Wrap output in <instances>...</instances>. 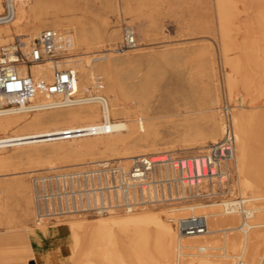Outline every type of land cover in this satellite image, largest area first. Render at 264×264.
Segmentation results:
<instances>
[{"label":"rangeland","instance_id":"1","mask_svg":"<svg viewBox=\"0 0 264 264\" xmlns=\"http://www.w3.org/2000/svg\"><path fill=\"white\" fill-rule=\"evenodd\" d=\"M1 1L5 8L4 0ZM47 1L52 5L48 11L45 7L40 8L35 5L34 0H30L25 6V18L17 23L14 20L9 24L12 34L37 36L40 31L50 28L65 30L73 35L75 47L80 49L77 52L78 59L89 66L99 63L92 60L101 57L105 50L116 48L122 38L124 27L133 30L136 47L125 52L113 53L114 57L107 59L113 69L112 82L109 83L107 76L95 69V74H99L103 79L102 85L116 90L117 99L114 100V104L119 110L117 119L128 124L129 130L115 138H90L59 143L41 142L33 146L17 145L18 148L14 149H0V189H2L0 191L2 196H5L3 201L6 199L13 203L12 213L17 212L14 205L18 196L12 192L15 183L25 180L31 192L30 177L35 171L63 168V166L74 167L77 163H90L92 159L93 162L117 160L116 157L120 154L135 151H146L149 156L170 153L179 157L195 156L200 151L203 152L206 148H199L201 141L196 134H205L209 127H218L220 122L223 123L224 106L232 109L226 81L228 75L236 81L238 97H246L248 102L251 99L256 101L255 105H247L243 111L264 112V22H259V13L264 9V0H229L236 10L237 18L235 25L228 27L230 31H234V37L230 38L231 46L226 54L222 51L214 0ZM21 38L24 41L25 38ZM84 38L87 46H83ZM10 44L12 40L3 42L0 39V47H8ZM234 58H236L234 66H227L226 60ZM80 78L83 80L81 74ZM91 83L93 88L89 89L91 92L86 93L85 97L95 94L97 88L95 89L93 80ZM49 112L51 111L38 113ZM33 116L35 113L26 114L24 119L29 120ZM54 119L60 124L63 118L60 114L44 118L45 122ZM138 121H141L142 127ZM85 122L88 120L83 116L78 120V123ZM137 124L139 129L136 128ZM258 125L259 123L250 131L251 147L246 169L253 175L254 185L257 184V188L260 186V191L254 187L242 193L238 186L242 177L236 173L233 161L230 165L232 198L264 196V133L258 131ZM38 129L32 130L23 122H14L6 134L0 133V138L45 131L42 130L43 128ZM53 129L55 128L49 130ZM219 136L217 133L216 137ZM209 145L207 143V146ZM90 147L94 149H84ZM214 202L220 203V201L193 200L173 206L145 209V211L164 210L167 213L170 208ZM251 204L264 206V198ZM246 205L245 208L248 207ZM175 214L180 216L182 213ZM15 215L18 218V215ZM188 216L190 215L185 217ZM75 219H84L89 224L99 217L71 216L44 228L50 230L54 225L65 224L67 220ZM164 219L166 220V217ZM240 219L242 220L241 216L236 226L239 225ZM6 222L7 220L1 217L0 213V241H9V244L1 246V250L7 255L5 258H0V263L48 264L47 255L39 258L36 263L31 259L30 254L26 252L21 254L23 245L19 235L26 234L31 228L36 229L32 214L25 219L22 226H16L12 233L8 231ZM168 223L176 228V222ZM259 230L261 242L253 253L255 259L250 255L253 261L242 258V262L258 264V256L264 252V227ZM233 234L239 235V232L235 230ZM187 259L191 264H201L203 261V257L198 255ZM88 262H91V258L84 256L75 260L62 259L57 264ZM229 262L235 264L236 258H231ZM132 263L136 261L121 256L113 264ZM260 264H264V256Z\"/></svg>","mask_w":264,"mask_h":264},{"label":"bare ground","instance_id":"2","mask_svg":"<svg viewBox=\"0 0 264 264\" xmlns=\"http://www.w3.org/2000/svg\"><path fill=\"white\" fill-rule=\"evenodd\" d=\"M29 1L30 0L8 1L9 10L14 15L13 21L15 20L17 23L25 18V6ZM33 3L40 8H47V11L52 7L51 2L47 0H34ZM214 3L219 26V36L222 41V51L226 54L231 46L230 38L234 37V31H230L228 27H233V25H235L237 18L236 10L229 0H214ZM3 11H5V8L0 0V14ZM260 21L264 22V9L259 13V22ZM37 36L36 34L13 35L9 25H5L4 27L0 26V39L3 40V42L11 40L13 42L16 37H23L25 38L23 42L28 44L36 39ZM71 38L73 43L72 51L66 61V67L71 68L77 75L75 88L76 94L80 99L79 102L76 105L68 107L43 109L35 112H25L20 110L0 116V133L3 134H6V132L9 131L14 122H23L32 130H39L38 128H43L42 130H45L42 132L29 133L23 136L15 135L9 138H0V149H14L18 148L17 145L33 146L41 142L59 143L82 141L90 138H115L129 130L128 124L120 121L121 119H117L119 110L114 104V100L117 99L116 90H111L109 86L106 88L103 86V91L96 89L95 78L100 77L102 79V77L99 74H95V69H97V72L99 73H104L107 76L109 83L113 80V69L109 60H107L109 57H114L111 52L113 49L110 48L105 50L103 52L104 54H101V57L92 60L95 63H99L89 66L86 62L84 63V61L78 59L77 52L80 49L75 47V41L72 34ZM85 40V38L82 40L83 46H87ZM235 61L236 58L230 60L227 59L226 64L231 67L234 66ZM44 69H47V71H44ZM30 71L33 77L37 78L44 76L46 81H49L52 75L51 65L49 63L34 66ZM80 74L83 77V80L80 78ZM91 80H93L96 89L95 94L85 97L86 93L91 92L89 89L91 87L93 88ZM226 81L230 103H232L231 110H233V113H231V119L236 144L233 161L236 173L238 176L242 177V181L238 186L242 193L247 189H252L254 187H256V190L260 191V186L257 188V184L254 185L252 180L253 175L246 169V165L249 161L251 147L250 131H252L259 123L258 131L264 133V112H244L243 110H245L247 105H255L256 101L251 99L248 102L246 97H238L236 81L231 75L227 76ZM93 95H96V98H92ZM99 108L101 110H99ZM45 111L51 112L38 113ZM30 113H35V116L29 120L24 119L25 115ZM57 114H60L63 118L59 122L60 124L57 123V119L45 122V117ZM81 116L86 118L88 122L78 123ZM140 122L141 121H138V123ZM51 128L55 129L49 130ZM136 128L139 129L138 124L136 125ZM222 132L223 123L220 122L218 127H209L205 134H196V137L201 141L198 145L199 148H207V143H217ZM217 133L220 135L219 138L216 137ZM207 139L209 140L207 141ZM84 149L94 148L90 147ZM147 155L148 152L146 151H135L124 153L122 155L120 154L116 159L124 161L131 157ZM81 156H83V154ZM91 162H93V159ZM75 165L78 166L81 164L77 163ZM12 192L18 196V200L14 205L17 211L15 214L18 215V218L11 212L13 203L6 199L3 201V197L5 196H2V192L0 191V213L1 217H4L7 220L6 223L10 233L14 232L17 228L16 226H22L23 222L30 214L33 216L31 208V192L25 184V180L17 181ZM262 198H264L263 195L253 198L242 197V199L245 200V205H248L247 208H245L244 205V209L248 212L249 216L247 219L241 217L242 220L240 219L238 226L236 225L239 222V216H241L240 213L236 209H233L232 212H226L223 208V203L217 202L170 208L167 213L164 210H161L160 212H146L144 209L142 212L137 211L124 215H119L120 213L110 214L101 216L99 219L94 220L89 224L86 223V220L84 219L67 220L65 224L54 225L52 227L55 231V235H53L54 237L50 240L52 243L51 246L55 247L57 246L56 244L62 242L64 248L55 251L53 254H48L47 263L57 264L62 259L75 260L84 256L91 258V262L85 264H113L118 261L121 256L128 257L131 261L135 260L136 263L132 264H191L187 258L195 255L203 257L201 264H230L229 260L233 257L236 258L235 264L242 262V258L251 261L252 259H255L253 257L254 251L260 246L261 239L259 238V229L264 227V206L258 204L252 206L251 202ZM196 210L199 212H196ZM176 212H181L182 214L176 216ZM187 215L206 217L209 229L208 234L204 236L184 237L179 235L176 228L174 229V227L168 223L174 221L177 224L181 217L186 218L185 216ZM164 217H166V220ZM44 227H36V229L31 228L26 234H20L19 239L22 241V245L25 248H29V243L30 241L32 242V240L40 245L48 241L50 235ZM235 230L239 232V235L233 234V231ZM7 242L9 241H0V247L6 245ZM201 249L202 251H200ZM219 251H224V253H219ZM228 251L234 252V254L229 253ZM263 256L264 252L258 256V264L261 263ZM144 260H148L149 262L147 263Z\"/></svg>","mask_w":264,"mask_h":264},{"label":"built area","instance_id":"3","mask_svg":"<svg viewBox=\"0 0 264 264\" xmlns=\"http://www.w3.org/2000/svg\"><path fill=\"white\" fill-rule=\"evenodd\" d=\"M8 1L4 0L0 26L14 19ZM72 44L69 32L50 28L28 44L16 37L8 47H0V116L76 105L80 100L75 88L77 75L66 67ZM135 46L133 30L124 27L120 42L111 52L121 53ZM47 63L52 70L49 81L44 76H32V67ZM95 83L97 89L103 88L100 77ZM222 117L220 140L195 156L162 153L35 171L30 177L34 225L51 226L71 216L129 214L193 200L220 201L226 212L236 209L247 219L245 200L232 198L230 189L229 165L236 144L229 107L222 108ZM176 230L184 237L209 232L204 216L181 218Z\"/></svg>","mask_w":264,"mask_h":264},{"label":"crops","instance_id":"4","mask_svg":"<svg viewBox=\"0 0 264 264\" xmlns=\"http://www.w3.org/2000/svg\"><path fill=\"white\" fill-rule=\"evenodd\" d=\"M48 233H49V240L46 241L44 244H38L36 243L35 241L32 242L30 241L29 243V248H25L23 246V250L21 251V254L23 252H26L28 254H30L32 257L31 259L34 260V262L36 261V263H38V259L39 258H42V257H45L46 255L48 254H53L55 253V251H59V250H62L64 248V245L62 244V242H59L58 244H56L57 246H51L52 243L50 242L51 238H53L55 235V231L53 229H50V230H47ZM9 242H7L8 244ZM47 250V251H46ZM0 258H5L7 253H5V251L1 250V247H0ZM1 264V263H0Z\"/></svg>","mask_w":264,"mask_h":264}]
</instances>
